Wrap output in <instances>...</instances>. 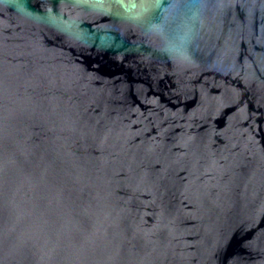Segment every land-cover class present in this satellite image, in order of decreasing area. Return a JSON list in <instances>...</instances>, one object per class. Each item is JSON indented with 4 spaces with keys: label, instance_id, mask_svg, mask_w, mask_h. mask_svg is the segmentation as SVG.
I'll list each match as a JSON object with an SVG mask.
<instances>
[{
    "label": "water",
    "instance_id": "95a60500",
    "mask_svg": "<svg viewBox=\"0 0 264 264\" xmlns=\"http://www.w3.org/2000/svg\"><path fill=\"white\" fill-rule=\"evenodd\" d=\"M0 264H264V0H0Z\"/></svg>",
    "mask_w": 264,
    "mask_h": 264
}]
</instances>
